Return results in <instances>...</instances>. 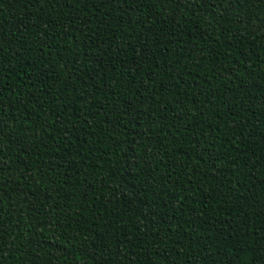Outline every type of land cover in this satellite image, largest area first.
Listing matches in <instances>:
<instances>
[{
    "label": "trees",
    "instance_id": "obj_1",
    "mask_svg": "<svg viewBox=\"0 0 264 264\" xmlns=\"http://www.w3.org/2000/svg\"><path fill=\"white\" fill-rule=\"evenodd\" d=\"M0 264H264V0H0Z\"/></svg>",
    "mask_w": 264,
    "mask_h": 264
}]
</instances>
